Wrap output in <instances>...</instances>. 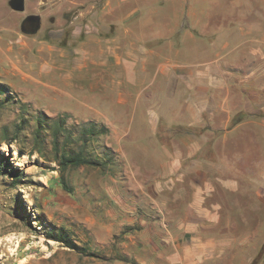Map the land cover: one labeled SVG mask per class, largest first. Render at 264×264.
Listing matches in <instances>:
<instances>
[{
  "label": "crops",
  "instance_id": "crops-1",
  "mask_svg": "<svg viewBox=\"0 0 264 264\" xmlns=\"http://www.w3.org/2000/svg\"><path fill=\"white\" fill-rule=\"evenodd\" d=\"M218 5L88 0L69 47L44 40L17 53L56 59L62 88L37 78L49 75V62L30 83L105 125L125 161L129 190L144 209L123 219L141 224L124 234L131 260L115 264H264V100L255 101L264 83L246 81L250 91L242 93L241 83L223 78L227 65L196 63L231 44L232 60L264 78V0ZM179 56L190 62L174 63Z\"/></svg>",
  "mask_w": 264,
  "mask_h": 264
},
{
  "label": "rangeland",
  "instance_id": "rangeland-1",
  "mask_svg": "<svg viewBox=\"0 0 264 264\" xmlns=\"http://www.w3.org/2000/svg\"><path fill=\"white\" fill-rule=\"evenodd\" d=\"M23 1V11H15L9 5L10 0H0V85L13 97L11 102L0 106V139L10 142H0V153L10 157V162L23 175L22 181L15 185L8 177L0 176V264H115L130 261L131 254L122 246L124 234L141 222L130 225L123 219L130 217V210L140 214L144 207L135 204L136 195L129 190L123 158L119 157L112 166L68 169L64 172L67 191L55 163L36 153L29 155L31 131L37 115L65 119L73 134L86 121L69 112L68 101L29 81V75L36 77L43 64L49 62L46 66L52 68L49 75L43 73L37 78L46 84L52 80V84L62 88L60 76L65 69H60L56 59L17 56V53L24 43L44 40L69 47V35L81 32L87 19L84 11L88 0ZM216 1L219 2L217 8L226 6V0ZM28 17L34 20L27 21ZM221 19L219 27L224 18ZM221 31L219 28L218 32ZM231 50V44L226 48L218 44V56L212 52L200 56L196 63L200 70H208L211 65L222 70L227 65L225 73L222 72L223 78L229 75L237 84L241 83L242 93L250 91L246 84L250 80L263 85L264 78H252L253 72H248L243 60H232L237 56H229ZM233 53L237 54L236 51ZM173 62L186 64L190 60L187 56H179L174 57ZM240 66L244 67L243 71L238 70ZM257 100H264V94H257ZM20 118L25 120V130L14 140L13 129ZM49 141L48 136L44 148L48 157ZM110 142L108 135L92 142V146L95 149L98 144L105 143L112 147ZM126 142H122L124 147L129 146ZM99 152L95 149L94 154ZM60 229L75 249L47 235L55 236Z\"/></svg>",
  "mask_w": 264,
  "mask_h": 264
},
{
  "label": "trees",
  "instance_id": "trees-1",
  "mask_svg": "<svg viewBox=\"0 0 264 264\" xmlns=\"http://www.w3.org/2000/svg\"><path fill=\"white\" fill-rule=\"evenodd\" d=\"M13 97L8 90L0 85V106L11 102ZM24 118H20L14 126L12 135L16 137L25 130ZM109 129L94 121H86L79 126L76 134H73L69 126L65 124V119L48 118L43 114L35 117L34 127L31 131V149L29 155L39 154L41 158L55 163L60 171L61 183L65 190L69 191L65 182L64 172L70 168L79 166L105 167L112 166L117 163L119 157L114 149L105 143L98 144L95 148L100 151L98 155L94 154L92 142L98 141L101 137L109 135ZM50 138V157L45 153L46 137ZM7 139L1 138L0 142H6ZM10 143V142H6ZM0 176H6L10 179L11 184L15 185L21 182L23 177L22 172L10 162V157L0 153ZM50 237H54L56 241L63 242L67 247L75 249L76 246L68 241V236L63 229Z\"/></svg>",
  "mask_w": 264,
  "mask_h": 264
},
{
  "label": "water",
  "instance_id": "water-1",
  "mask_svg": "<svg viewBox=\"0 0 264 264\" xmlns=\"http://www.w3.org/2000/svg\"><path fill=\"white\" fill-rule=\"evenodd\" d=\"M9 5L15 11H23L24 1L23 0H10Z\"/></svg>",
  "mask_w": 264,
  "mask_h": 264
},
{
  "label": "flooded vegetation",
  "instance_id": "flooded-vegetation-1",
  "mask_svg": "<svg viewBox=\"0 0 264 264\" xmlns=\"http://www.w3.org/2000/svg\"><path fill=\"white\" fill-rule=\"evenodd\" d=\"M33 20H34V18H32V17L27 18V21H33Z\"/></svg>",
  "mask_w": 264,
  "mask_h": 264
}]
</instances>
